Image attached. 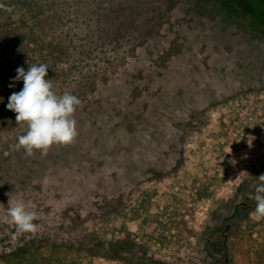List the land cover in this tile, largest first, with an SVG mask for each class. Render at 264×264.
<instances>
[{"label":"rangeland","instance_id":"374dc122","mask_svg":"<svg viewBox=\"0 0 264 264\" xmlns=\"http://www.w3.org/2000/svg\"><path fill=\"white\" fill-rule=\"evenodd\" d=\"M195 1L0 0V100L23 88V80L15 81L18 67L27 71L29 64H46L45 79L52 80L53 90L58 95L69 92L81 101L74 116L77 140L93 139L106 130L103 124L108 114L118 110L123 95L131 94L136 79L150 73L149 79L171 76L174 66L180 65L178 58L169 59L167 69L155 65L174 53L176 41L168 47L170 39L157 34L163 26L179 25V17L191 9L188 3ZM251 3L249 8L255 9L256 2ZM201 8L218 21H208L209 30L218 25L222 31L240 32L254 23L250 9L234 0H197V9ZM259 20L256 23L264 24ZM220 30L209 32L208 40L215 41L213 36ZM164 46L168 49L162 50ZM235 105L237 111L223 108L213 114L207 131L191 134L185 171L178 176L125 186L119 168L109 169L118 175L114 183L103 179L106 169L95 170L85 179L86 165L74 173L73 166L62 170L57 164L58 171L52 176L42 174L40 181L34 170L37 189L26 192L21 182L14 197L4 192V185L18 180L19 172H9L7 160L24 153L17 144L26 128L17 125L16 116L0 117V160L7 170L0 173V195L5 196L0 203V264H15L9 255L24 247L20 264H264V220L253 218L255 209L230 221L234 227L225 246L213 244L214 234L219 236L222 229L221 219L264 175V94ZM92 113L97 117L91 125L86 114ZM220 116H228L229 123ZM100 141V137L94 140ZM99 179L106 189H92L95 195L78 197L67 191L75 183L93 185ZM131 185L130 192H123ZM57 190L66 192L63 197L49 193ZM9 199L13 203L22 200L37 213L36 234L19 233L9 222ZM87 215L91 217L86 222L74 219L83 221ZM207 239L212 243L206 245ZM116 242L127 245L120 253L122 259L111 255L105 259L100 255L104 253L94 257L86 251L96 246L103 250L100 244Z\"/></svg>","mask_w":264,"mask_h":264},{"label":"flooded vegetation","instance_id":"af4514ba","mask_svg":"<svg viewBox=\"0 0 264 264\" xmlns=\"http://www.w3.org/2000/svg\"><path fill=\"white\" fill-rule=\"evenodd\" d=\"M253 1L257 5L255 9L249 8L253 7L251 0H234L235 4L240 2L242 7L250 9L249 18L254 17V23L247 25L249 30L240 32L229 29L222 31L216 24V27H212L214 30H209L208 21H218L204 13V8L198 10L197 0L192 4L188 3L191 9L179 17V25L163 26L162 31L157 34L170 39L168 47L172 40H176L174 53L155 63L157 67L164 69L169 59H180V65L173 67L175 70L171 76L157 75L156 79H149L150 73L145 78L136 79L131 86V94L123 95L118 110H111L108 114L103 124L106 130L94 134L93 139L84 141L82 138L83 141H79L77 135L72 144L53 145L46 156L38 151L27 156L24 151L23 154H16L8 159V171L14 175L18 170L19 178L4 185V192L9 193V197H14L22 188L21 182L24 183L26 192L35 191L37 181L32 178L34 170L38 171L40 181L42 174H55L58 169L54 166L57 164L63 166L62 170L73 166L74 173L82 172V165H86L88 171L82 174L85 179L91 178L96 173L95 170L106 169L104 175L101 173L103 179L114 183L118 181V175L109 169L119 168L125 186L137 180V184L144 181L161 182L184 172L183 165L186 163L189 145L187 142L191 134L207 131L211 124L209 120L219 109L237 111V102L264 94V24L256 23L261 16L264 20V0ZM173 20L170 18V22ZM257 25L259 27L256 29ZM217 29L220 32L214 34L215 41H209L208 33ZM180 38H183L182 44ZM166 47L162 50L168 49ZM139 81H144L142 86L137 85ZM86 115L90 117L89 124L92 125L96 114ZM228 116H220V119L229 123L226 120ZM218 131H222L221 125ZM98 137L101 141L94 142ZM17 160L21 164H15ZM46 168L48 172L44 173ZM4 170L6 168H2L0 160V173ZM103 179L95 181L93 185L91 182L75 183L67 191H74L78 197L95 195L96 192L92 189H106L105 182H99L104 181ZM87 185L92 191L87 189ZM132 187L134 186L131 185L123 192H130ZM255 189L235 203L231 213L221 219V232L219 236L214 234L217 237L213 241L216 247L225 246L231 237L229 232L233 230L234 224L230 221L235 216L255 209L256 202L251 198ZM64 192L49 191L53 196L60 193L59 196L62 197ZM108 192L110 191L103 193ZM126 193L123 194L125 198ZM2 195L0 203L5 200ZM90 217L91 215H87L83 221H78L77 216L74 219L86 222ZM133 219L129 218L130 221ZM210 243L212 239H207L206 245Z\"/></svg>","mask_w":264,"mask_h":264},{"label":"clouds","instance_id":"9594fccd","mask_svg":"<svg viewBox=\"0 0 264 264\" xmlns=\"http://www.w3.org/2000/svg\"><path fill=\"white\" fill-rule=\"evenodd\" d=\"M48 69L43 63L29 64L27 71L18 67L15 81L23 80V88L8 98L7 108L16 113L17 125L26 128L18 137L17 148H22L27 156L37 151L46 156L53 145L72 144L78 135L74 116L81 101L69 92L58 95L52 80L45 79ZM259 178L262 183L251 197L256 202L253 213L256 221L264 220V175ZM7 215L17 232L33 235L38 232L34 222L38 215L28 210L22 200L13 203L9 199Z\"/></svg>","mask_w":264,"mask_h":264},{"label":"trees","instance_id":"16d2710c","mask_svg":"<svg viewBox=\"0 0 264 264\" xmlns=\"http://www.w3.org/2000/svg\"><path fill=\"white\" fill-rule=\"evenodd\" d=\"M21 90H22V88H21ZM10 96L6 95L3 98V100H0V117H2L1 118L2 120H4V119L7 120V117L8 118H12V117H15L16 116V113L15 112H13V111H11V110H9L7 108L8 98ZM3 116L5 118H3ZM15 164H17V165L18 164H21V161L20 160H17V162H15ZM35 185L38 186L39 185V182L38 181L35 182ZM133 213L134 212H132V214ZM87 236H90V235H87ZM127 244H130V242H127ZM122 245L123 244H121L120 242H116L113 245H103V243H102V244H100V246L101 247L104 246L103 247V250L101 248H99L98 246H96V247H93L90 250H86V251L93 252L94 253L93 254L94 257L98 256L100 253H104V254H100V255H103V257L105 259L106 258L111 259V257L112 258L115 257L114 259H117L118 260V259H122L120 257V253L123 252L127 248V245H125V246L124 245L122 246ZM99 249H101V251ZM24 250H25V247L23 249L19 248L12 255H9V258L13 259V263L15 262V264H20L22 262V260H19V259H21V257H20L21 254H22L21 251H24ZM109 255H111V257ZM43 261H51V259H48V260L47 259H43ZM34 263L35 262H32V261L29 262V264H34Z\"/></svg>","mask_w":264,"mask_h":264}]
</instances>
